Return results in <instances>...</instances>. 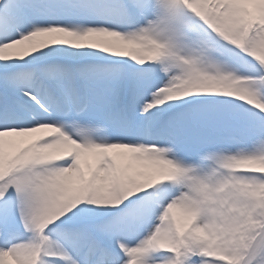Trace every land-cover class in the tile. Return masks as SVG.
Segmentation results:
<instances>
[{"label": "snow or ice", "instance_id": "6c2138e0", "mask_svg": "<svg viewBox=\"0 0 264 264\" xmlns=\"http://www.w3.org/2000/svg\"><path fill=\"white\" fill-rule=\"evenodd\" d=\"M0 264H264V0H0Z\"/></svg>", "mask_w": 264, "mask_h": 264}]
</instances>
